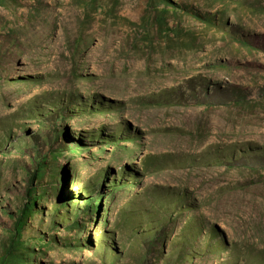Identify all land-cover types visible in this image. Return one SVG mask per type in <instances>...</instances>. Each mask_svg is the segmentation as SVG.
Returning a JSON list of instances; mask_svg holds the SVG:
<instances>
[{"label":"rangeland","instance_id":"1","mask_svg":"<svg viewBox=\"0 0 264 264\" xmlns=\"http://www.w3.org/2000/svg\"><path fill=\"white\" fill-rule=\"evenodd\" d=\"M35 184L25 264H264V0H0V256Z\"/></svg>","mask_w":264,"mask_h":264},{"label":"trees","instance_id":"2","mask_svg":"<svg viewBox=\"0 0 264 264\" xmlns=\"http://www.w3.org/2000/svg\"><path fill=\"white\" fill-rule=\"evenodd\" d=\"M37 157H39L38 167L36 168V173L31 174L33 176L32 183L44 175L45 169L49 168L48 165L50 164L47 162L46 156L38 154ZM55 171H57L56 168L52 171V175H54ZM37 191L38 187L36 184L31 185L27 190V197L24 199L21 207L15 213H12L11 216L14 224L8 231L9 238L4 242L5 254L0 256V264H25L26 256H23L22 252H35L34 247L32 248L28 243L29 241L34 242L38 239L33 238L28 240L25 235L30 219L35 218L39 207H44V195L47 193L44 190H42L43 193H38Z\"/></svg>","mask_w":264,"mask_h":264}]
</instances>
